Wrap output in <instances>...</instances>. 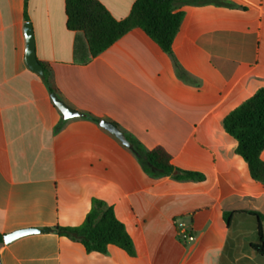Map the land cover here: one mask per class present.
<instances>
[{"label":"crops","instance_id":"obj_1","mask_svg":"<svg viewBox=\"0 0 264 264\" xmlns=\"http://www.w3.org/2000/svg\"><path fill=\"white\" fill-rule=\"evenodd\" d=\"M99 1L123 20L136 0ZM219 1L234 6L176 4L185 13L173 44L181 78L141 29L83 64L87 42L68 30L65 0H0V233L81 226L96 198L114 207L136 249L135 257L116 246L87 253L51 231L0 245L2 264H264L252 248L258 223L247 213L264 215V185L223 127L264 88V0ZM25 12L37 58L52 67L67 104L148 150L164 148L174 166L205 180L151 179L100 123L65 120L26 64ZM226 212L235 213L229 224ZM183 220L193 242L178 238Z\"/></svg>","mask_w":264,"mask_h":264},{"label":"trees","instance_id":"obj_2","mask_svg":"<svg viewBox=\"0 0 264 264\" xmlns=\"http://www.w3.org/2000/svg\"><path fill=\"white\" fill-rule=\"evenodd\" d=\"M178 1L188 5L234 6L219 0H136L130 15L126 19L117 20L99 0H65L67 28L71 32L83 33L85 36L89 57L83 64L98 57L133 29H141L173 59L178 76L185 78L186 75L173 52L174 41L185 19L183 11H176ZM25 20L29 22L27 12ZM40 63L44 68V82L50 94L56 93L61 96L52 67L48 63ZM85 117L98 124L102 121L92 114H85ZM64 125L65 121H62L55 132H59ZM223 127L226 133L237 141L236 154L248 164L252 179L264 185V161L261 159L264 152V88H260L251 98L228 114L223 121ZM126 135L133 144L132 153L138 159L144 173L151 179L171 177L176 181L205 180L198 172L174 166L172 156L164 148L157 146L148 150L133 136ZM247 213L256 218L258 223L259 242L253 244L252 248L264 258V215L259 212ZM234 214L224 213L223 217L227 224ZM52 232L82 244L87 253L107 255L109 247L116 246L130 257L136 256L132 237L126 225L117 218L114 207L96 198L92 200L91 208L81 226L58 225L52 228ZM4 237L5 235L0 233V245L4 244Z\"/></svg>","mask_w":264,"mask_h":264},{"label":"water","instance_id":"obj_3","mask_svg":"<svg viewBox=\"0 0 264 264\" xmlns=\"http://www.w3.org/2000/svg\"><path fill=\"white\" fill-rule=\"evenodd\" d=\"M24 31L26 36V58H25L26 64L32 72L36 73L42 79H44L45 72L43 66L41 65V63L37 58L36 40L34 35V29L31 22H26ZM51 98L54 105L61 112L65 120L83 118L85 116L84 113L74 109L69 104H67L56 93L51 94ZM100 126L106 129L107 131H109L111 134H113L125 147L129 149L133 148V144L130 142L127 135L123 131H121L118 126H116L115 124H113L108 120H102L100 122ZM51 231H52L51 229H43V228H28V229L18 230L11 234L5 235L4 243L10 244L16 241L17 239H20L28 235L49 233ZM0 264H2L1 260H0Z\"/></svg>","mask_w":264,"mask_h":264},{"label":"built area","instance_id":"obj_4","mask_svg":"<svg viewBox=\"0 0 264 264\" xmlns=\"http://www.w3.org/2000/svg\"><path fill=\"white\" fill-rule=\"evenodd\" d=\"M177 234H178V238L182 242H193L195 240L190 226H188L186 223L182 221H179L177 223Z\"/></svg>","mask_w":264,"mask_h":264},{"label":"rangeland","instance_id":"obj_5","mask_svg":"<svg viewBox=\"0 0 264 264\" xmlns=\"http://www.w3.org/2000/svg\"><path fill=\"white\" fill-rule=\"evenodd\" d=\"M184 221V223H186L187 221L186 220H183Z\"/></svg>","mask_w":264,"mask_h":264}]
</instances>
